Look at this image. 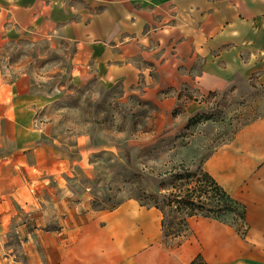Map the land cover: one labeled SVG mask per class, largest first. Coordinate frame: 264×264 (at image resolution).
<instances>
[{
  "label": "crops",
  "instance_id": "1",
  "mask_svg": "<svg viewBox=\"0 0 264 264\" xmlns=\"http://www.w3.org/2000/svg\"><path fill=\"white\" fill-rule=\"evenodd\" d=\"M22 41L67 47L75 85L151 104L143 139L228 86L264 87V0H0V51ZM32 85L0 71V264H264V117L203 163L245 205L246 234L191 217L164 238L162 212L135 198L90 209L99 149Z\"/></svg>",
  "mask_w": 264,
  "mask_h": 264
},
{
  "label": "rangeland",
  "instance_id": "2",
  "mask_svg": "<svg viewBox=\"0 0 264 264\" xmlns=\"http://www.w3.org/2000/svg\"><path fill=\"white\" fill-rule=\"evenodd\" d=\"M66 48L47 41L10 45L0 51V71L10 76L29 73L33 91L58 94L50 96L55 98L50 107L61 114V125L74 124L90 134L91 144L99 149L91 158L94 169L88 202L96 212L132 197L149 204L144 194L156 192L158 181L172 168L183 165L193 170L229 143L241 127L264 117V87L235 84L209 96L199 111L143 139L151 104L138 96H124L119 88L107 90L93 82L75 85L67 68ZM177 115L174 112V119ZM226 219L232 222V214Z\"/></svg>",
  "mask_w": 264,
  "mask_h": 264
},
{
  "label": "trees",
  "instance_id": "3",
  "mask_svg": "<svg viewBox=\"0 0 264 264\" xmlns=\"http://www.w3.org/2000/svg\"><path fill=\"white\" fill-rule=\"evenodd\" d=\"M191 119L193 117L189 119L190 122ZM210 155L200 161L193 170L183 165L172 168L167 176L158 181L156 192L144 194L148 197L149 204L141 203L135 198L141 205L153 206L162 212L161 227L164 238L184 235L188 231L189 218L198 216L226 223L234 227L242 237L246 234L245 205L232 197L203 168V163ZM125 156L129 162L128 150L125 151ZM118 205L119 203L111 209ZM229 214H232V222L226 219ZM189 264H206V262L201 253H198Z\"/></svg>",
  "mask_w": 264,
  "mask_h": 264
}]
</instances>
